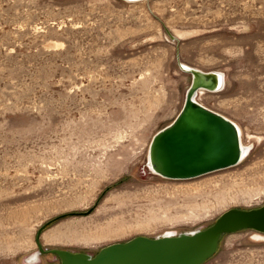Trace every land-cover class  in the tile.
Returning a JSON list of instances; mask_svg holds the SVG:
<instances>
[{
  "label": "rangeland",
  "instance_id": "374dc122",
  "mask_svg": "<svg viewBox=\"0 0 264 264\" xmlns=\"http://www.w3.org/2000/svg\"><path fill=\"white\" fill-rule=\"evenodd\" d=\"M180 62L225 73L197 99L240 126L244 161L186 179L149 170L191 81ZM263 202L264 0H0V264H60L30 260L40 226L44 247L93 255ZM255 232L223 234L202 264H264Z\"/></svg>",
  "mask_w": 264,
  "mask_h": 264
},
{
  "label": "water",
  "instance_id": "95a60500",
  "mask_svg": "<svg viewBox=\"0 0 264 264\" xmlns=\"http://www.w3.org/2000/svg\"><path fill=\"white\" fill-rule=\"evenodd\" d=\"M165 32L170 39H177L169 29L165 28ZM179 66L191 74V81L178 114L151 138L149 167L165 178L186 179L237 164L241 148L235 123L194 100L200 88L208 91L219 88L217 72L186 68L182 63ZM42 229L40 226L36 232L38 249L33 254L53 253L60 264H202L215 254L223 234L242 229L264 233V202L251 208L226 209L203 228L154 237L137 235L107 244L93 255L44 247L40 242Z\"/></svg>",
  "mask_w": 264,
  "mask_h": 264
},
{
  "label": "bare ground",
  "instance_id": "6f19581e",
  "mask_svg": "<svg viewBox=\"0 0 264 264\" xmlns=\"http://www.w3.org/2000/svg\"><path fill=\"white\" fill-rule=\"evenodd\" d=\"M180 32V31H179ZM175 33V32H174ZM180 34V33H179ZM153 37V36H152ZM180 63H182V65L184 66V67H186V68H188V67H191V66H189V65H187V64H185V63H183V62H180ZM216 72H217V74H218V76H219V79H220V84H219V88L217 89V90H215V91H219V90H221L224 86H225V73L223 72V71H220V70H215ZM205 92V90L204 89H202V88H200V89H198L197 91H196V94L194 95V100L195 101H197V102H199L200 103V100L198 101V99H197V97L199 96V95H201V94H203ZM235 123V122H234ZM235 125L237 126V129H238V131H239V142H240V148H241V157H240V161H244V159H246V157L249 155V153H250V149H251V144H249V143H245L244 141H243V138H242V130H241V128H240V126L237 124V123H235ZM254 136H257V135H254ZM248 138H249V136H248ZM256 139V138H255ZM258 139H259V137H258ZM147 160L149 161V157H147ZM148 161H147V165H148ZM239 161V162H240ZM148 168H149V170L152 172V173H154V174H157L154 170H152L150 167H149V165H148ZM151 173V174H152ZM159 175V174H158ZM14 214V213H13ZM19 215V214H18ZM18 215H17V217H18ZM9 216V215H8ZM22 217V216H21ZM16 218V217H15ZM17 219V218H16ZM3 222V221H2ZM7 222V221H6ZM10 222V221H9ZM13 222V221H12ZM10 224V223H9ZM56 231V230H55ZM54 232V231H53ZM53 232H51L50 234H46L45 233V236H44V240L45 241H52V233ZM166 234H173L174 232H165ZM57 234V233H56ZM61 236V235H60ZM254 238H257V239H262V238H264V233H261V232H255L254 233ZM55 237V236H54ZM56 240L58 239V236H57V238H55ZM54 240V239H53ZM38 258V256H37V253L36 254H33L32 256H31V258H30V260L32 261V260H36Z\"/></svg>",
  "mask_w": 264,
  "mask_h": 264
}]
</instances>
